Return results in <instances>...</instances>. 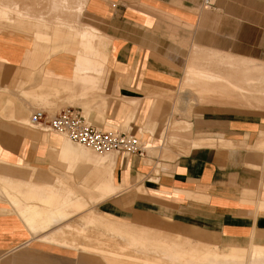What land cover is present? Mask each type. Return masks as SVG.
Returning <instances> with one entry per match:
<instances>
[{
	"label": "crops",
	"instance_id": "crops-1",
	"mask_svg": "<svg viewBox=\"0 0 264 264\" xmlns=\"http://www.w3.org/2000/svg\"><path fill=\"white\" fill-rule=\"evenodd\" d=\"M46 1L40 3H53L59 16L67 15L71 0ZM90 2L84 1L78 17L73 9V20L96 31L87 50L105 57L100 64L77 63L78 55L87 56L81 33L51 22L0 20V190L10 191L7 196L1 190L0 200L14 212L0 207V264H109L103 255L81 248L89 232L93 248L100 247L95 238L101 229L84 223L89 215L160 231L165 240L171 233L225 254L247 252L250 264H264L258 255L264 251V0H95L86 23L82 18ZM44 7L41 12L52 10ZM54 11L46 12L50 21ZM200 49L238 59L252 77L228 79L222 86L209 81L206 88L186 80L190 65H199ZM235 64L221 71L231 74ZM248 83L256 88L249 97L242 94ZM26 96L49 109L79 104L101 130L129 123L148 144L143 147L148 158L116 153L93 162L89 151L63 136L28 126L38 109L28 116L35 102ZM176 113L183 118L170 115ZM167 138L177 143L165 145ZM153 157L166 163L160 174ZM25 165L35 174L8 169ZM28 180L62 184L76 195H20ZM88 194L94 212L76 225ZM69 231L84 235L73 247L64 245Z\"/></svg>",
	"mask_w": 264,
	"mask_h": 264
},
{
	"label": "bare ground",
	"instance_id": "bare-ground-1",
	"mask_svg": "<svg viewBox=\"0 0 264 264\" xmlns=\"http://www.w3.org/2000/svg\"><path fill=\"white\" fill-rule=\"evenodd\" d=\"M0 1H4V0H0ZM7 1H8V4H7ZM25 1L26 0H24V1L22 0V3H21V1H19V0H6L5 6H4V2H3V5L0 3V20L6 21L7 23H10L8 21L13 22L14 20L29 21V22L33 21V22L46 23V24L51 22L50 21L51 18L48 22V17L50 14H47V13H50V11L51 12L54 11L52 8L53 7L52 5H54L53 3H51L52 5H50L49 2H48L49 4L44 3L46 5H44V4L42 5L40 3V5L43 7V8H40L41 6L38 5L40 0H38V1L36 0L38 2L37 5L39 7L36 6L35 0L34 1L32 0L29 3L27 2V4ZM27 1H29V0H27ZM48 1H50V0H48ZM51 1H53V2L58 1V2H61L60 3L61 5H64V4H68L66 2L69 0H51ZM84 1L83 0H71V1H69L70 5H66V7H68L67 8V10H68L67 15H64L66 13H62V15L68 16V17L64 18L62 15L59 16L58 14L61 12L57 13L54 11V13L57 14V16L55 14H53V15L56 17H54L52 15L54 18V19L53 18L52 19L54 21L52 20L51 23H53L55 25V27L57 26V28L59 27V28H62L63 30L67 29V31L70 30L72 32L76 31L78 33H81L80 36L82 39V44L85 45L83 47V52L87 53V56H86V59H84L85 58L84 55H82V56L78 55V57H77V63L78 64L81 63L83 65L85 61L87 62V64H90V65L95 64L97 61L100 64V63H102L101 59L104 58L103 60H105V57L101 58L99 56L97 57L96 55L93 56L91 53L92 51L87 50V45H88V47H90V44L95 41L96 31L93 28L88 27L87 25H82L83 28H81L80 27L81 24L79 22H75V20H73L74 17L76 18V16L77 17L80 16L79 12L83 9ZM19 2L21 4H23V2H24V6L21 5L22 8L20 5L18 6ZM45 2H47V1H45ZM71 3L73 5L77 3L75 5L77 7H74V6L72 7ZM6 4H7V6H6ZM34 5L36 6V8L38 7V10L44 9L45 8L44 6H47V5H48V7L50 6L49 8H52V10L51 9H50V11H49V9H45L44 11L42 10V12H45V13L47 12L45 15H42L41 14L42 12L40 10L41 13L37 12L38 15H36L34 13V11L36 10V8H33ZM55 6H57V5H54V7ZM69 6H71L72 8ZM57 8H60V5ZM73 9L74 10L77 9L76 11L78 12L79 15L75 14L76 15L75 16ZM55 10H57V9H55ZM57 11H61V10L58 9ZM62 12H64V10ZM46 15H48V16H46ZM77 21H78V19H77ZM47 25H50V24H47ZM84 26H86V27H84ZM37 39L42 40V41H47L46 38L41 37V36H37ZM34 41H35V39H34ZM79 42H80V40H79ZM198 52L200 54L199 55V58H200L199 59L200 60L199 65L198 64L196 66H193L192 64L190 65L189 70L186 73V80H188V81H195V82L199 81V82H201V85H204L206 88L209 81L212 83V85L215 84V86L216 85L222 86L224 81H226L228 79L229 80L230 79H235V80L237 79L238 80L239 78L242 77V79L244 81H246L245 79H247V76H249L250 78L252 77L251 76L252 73L251 72L249 73V70H248V72L242 71V68L239 66L241 61L239 63V61H237L238 59H236V61L234 62V59L230 56H227V57L218 56V54L215 55L212 51L205 50V49L204 50L200 49ZM89 54H91V55H89ZM214 57L216 58L215 65L213 64L214 62L212 61ZM106 59H107V57H106ZM245 61H247V60H244V62ZM196 62H198V60ZM211 62H213V63H211ZM249 62L252 63L251 61H249ZM104 63L105 62L103 61V65H105ZM234 63H237V64H235L236 65L235 71L232 70L233 72L231 74L227 73V75H224L225 71L222 70L224 68V66H225V68L227 67V69H228V68H231L230 64L232 65ZM246 63L248 64V62H246ZM249 64H248V66L250 67L251 64L250 65ZM211 65L212 66L214 65L213 69L209 70V67H211ZM243 65H246V64L242 63V67H243ZM214 67H215L216 73H213V71H215ZM246 67H247V65H246ZM246 67H244V68L246 69ZM252 67L254 68V65ZM89 68L90 67L88 66V70H89ZM244 68H243V70H245ZM221 70L224 72H222ZM241 71L243 73H241ZM76 74L81 75V74H85V73L77 72ZM89 76H90V74H89ZM226 76H227V78H226ZM256 76H258V75H256ZM238 81H240V80H238ZM234 82L232 83L233 86H234ZM251 83L253 84V82H251ZM90 85H92V83ZM248 85L250 86L249 83H248ZM249 86L247 87L248 89H243V90H247V91L246 92L243 91V93H242L244 95L246 94L248 97L251 95H254L255 94L254 90L256 89V88L254 89V86H253V88H251L252 86H250V87ZM90 87H89V90H90ZM233 88L234 87H232V90H233ZM238 93L240 94V91H238ZM260 94H262V93L260 92ZM84 120L86 121L85 118H84ZM59 135H61V134H59ZM64 136H66V135H64ZM141 144H142V142H141ZM80 147H83V146H80ZM83 148H85V147H83ZM78 149L81 150V148H78ZM85 149H87V148H85ZM142 149L144 151L143 147H142ZM76 150H77V148H76ZM82 151L84 152V150H82ZM144 156H145V151H144V154L142 157H144ZM89 157H90V154H89ZM32 180H34V179L32 178ZM30 182H32V181L30 180L28 184L26 183L24 185V188L21 187V189H18L20 191V193H19L20 195H27V196H29V195H52L55 193V191L58 193V195H74L75 194V193L74 194L66 193V190H65L66 188L62 184H58V185L53 184L52 185V184H49V182H47V181H44V182L41 181L39 183H30ZM0 185H2V184H0ZM16 185H18V184H16ZM8 188L9 187H7V190H8ZM18 188H20V187H18ZM4 189H5V187H4ZM4 189L2 186L1 190H4ZM4 191L6 192V190H4ZM3 192H2V194H3ZM8 193L6 192L7 196H8ZM3 195H5V194H3ZM14 195L15 194H13V196ZM17 195H18V193H17ZM31 200L34 202V199H31ZM31 200H30V202H31ZM15 201H18V200H14V204H15ZM30 202H29V204H30ZM21 203H20V205H22ZM17 204L15 205V207H17ZM18 206H19V204H18ZM31 207H32V205H31ZM27 208H30L29 205ZM27 208H25V209L23 208L24 211ZM37 208H39V207H37ZM30 209H32L34 211L35 208L32 207ZM36 211H37V209H36ZM26 212H25V214H26ZM30 213H32V212H29V214ZM37 213H39V212H37ZM22 215H23V212H22ZM30 215H26V216H30ZM33 216H35V215L33 214ZM21 217H23V216H21ZM31 217H32V215H31ZM37 217H39V216H37ZM37 217H36V219H38ZM30 218H29V221H30ZM58 219H60V218H58ZM31 220L34 222L35 218L33 219V217H32ZM36 222H39V220ZM28 223L30 224L31 222H27V225H28ZM84 223H85V225L86 224L90 225L93 223L96 227L101 229L102 234L99 233L98 235H100V236H98V238H95V240L100 241V244H99L100 247L93 248L92 245H94V244H92L91 242L94 241V239H92L93 236L90 235L91 233L87 234L88 236H84V235H81L80 233L77 234V232L74 233L72 231H69L70 233L68 236L65 235L66 233L64 234V236L67 237L68 242H66L62 237L63 241H65L66 243L61 241L60 238H58V239H60L59 240L60 243H65L64 245H66V246L68 245V247H73L75 244H78L77 239H80L79 237L82 238V236H84L83 237L84 240L83 239H81V240H83V242H86V238H87L89 241H87L85 243V245H83L81 248L85 251H91L93 253L103 255L104 257L107 258L109 264H231V263H229L230 261H234V260L239 261V260L243 259V256L239 255L238 253L225 254V253H222L219 250V248H217V247H209L208 245H205L202 243H194L191 240H189L185 237L176 235V234L167 233V238H166L167 240H165L164 237H166V236L161 234L160 231L155 232V231L150 230L148 228H139V227L138 228H136V227L131 228L129 226H132V225H129V226L125 225L124 226V225L119 224L116 221H110L109 219H107L106 217H103V216H98V218L97 217L95 218L94 216L89 215L86 218V220L84 221ZM122 224H124V223H122ZM32 226H29V227H32ZM35 228H36V226H35ZM39 228H41V227H39ZM133 228L134 229L136 228V230H133ZM61 235L63 236V233ZM161 235H163V236L161 237ZM49 237L50 236H48L47 238H49ZM66 237H64V238L66 239ZM47 238L45 240H47ZM51 238H53V237H51ZM52 240H54V238ZM123 241H126L125 242L126 247H119V245L123 244ZM160 254L162 255V258H160V256H161ZM254 255H256V254H254ZM258 255L260 257H264V251L262 253H258ZM126 259H128V260H126ZM235 264H239V263H235Z\"/></svg>",
	"mask_w": 264,
	"mask_h": 264
},
{
	"label": "built area",
	"instance_id": "built-area-1",
	"mask_svg": "<svg viewBox=\"0 0 264 264\" xmlns=\"http://www.w3.org/2000/svg\"><path fill=\"white\" fill-rule=\"evenodd\" d=\"M29 124L46 132L66 135L71 142L99 154L114 152L127 157L144 154L140 138L124 132L100 130L87 123L75 108L63 109L50 117L38 109L31 114Z\"/></svg>",
	"mask_w": 264,
	"mask_h": 264
},
{
	"label": "rangeland",
	"instance_id": "rangeland-1",
	"mask_svg": "<svg viewBox=\"0 0 264 264\" xmlns=\"http://www.w3.org/2000/svg\"><path fill=\"white\" fill-rule=\"evenodd\" d=\"M6 0H4V1H0V3L3 5V2H4V6H5V2ZM19 1H21V3H22V0H19ZM24 1V0H23ZM32 0H29V1H25L26 2V4H27V2L29 3V2H31ZM34 1V0H33ZM38 1V0H37ZM36 0H35V3H36V6H38L39 4H38V2H37ZM45 2L46 0H40L39 1V3L40 2ZM94 1L95 0H91V2H90V5L88 6V8H87V10L85 11V17H83L82 18V21L83 22H86V23H90L89 22V20L87 19L88 17H89V15L87 14L89 11H93L94 10ZM20 2L18 3V6L20 5H22V6H24V2H23V4H21ZM7 4H8V1H7ZM7 4H6V6H7ZM38 4V5H37ZM11 6V5H10ZM22 6H21V8H22ZM36 6L34 5V7L33 8H36ZM39 7V6H38ZM38 7L36 8V12L34 11V13L37 15L38 13H39V10H38ZM42 7V6H41ZM38 10V11H37ZM38 12V13H37ZM36 20V19H35ZM48 22H49V19H48ZM52 22V21H51ZM50 23V22H49ZM112 63V62H111ZM110 66H111V64L109 65V68H110ZM102 92V89L100 90V92L99 93H101ZM201 92H202V89H201ZM98 93V94H99ZM97 94V95H98ZM26 99H28V100H32L33 102H35V103H33L32 104V106L29 108V111H28V116H30V114L34 111V110H36V109H40V110H45L46 112H48L49 114H51V115H53V113L54 112H56L57 110H59L60 108H62V107H73V108H76V109H79L80 110V112H81V114H82V116L86 119V121L89 123V121H88V117L87 116H85L86 114L85 113H83V110H82V108H81V106L78 104V105H72V104H68V103H63V104H57L55 107H53V109L51 108V109H49V108H44L43 106H41V105H39V103L37 102V101H34L33 99H31V98H28L27 96L25 97ZM67 107V108H68ZM81 108V109H80ZM66 109V108H65ZM82 110V111H81ZM199 110V109H198ZM198 110H194L193 112H198ZM112 111V110H111ZM121 115V114H120ZM119 115V117H118V119L119 118H121V116ZM171 116H173V118H178V119H182L183 118V116H182V114H180V113H176V114H170ZM163 121H165V124L167 123V120H163ZM26 123L28 124V126H30V124H29V119H27V121H26ZM90 124H92V125H94V126H96V127H99L100 128V126L99 125H97L95 122H90ZM128 125H129V123L126 125V127L125 128H123V129H108V130H103V131H116V132H124V133H128V134H131V135H134V136H136V137H139V136H137L138 134H136L137 133V130L134 128V129H132V130H130L129 129V127H128ZM30 127H32V126H30ZM35 128V127H34ZM103 127H101L100 129H102ZM176 128V127H175ZM50 133H58V132H54V131H49ZM58 134H61V133H58ZM63 137H64V139H66L67 141H69L71 144H73V146H76V147H78V148H81V150H88L89 152H90V158L92 159V161L93 162H98V161H101L102 159H106V158H109L110 156H111V154H116V153H114V152H110V153H104V154H99V153H95L94 151H92V150H89V149H85V148H83V147H80L79 145H77V144H75V143H73V142H71L66 136H64L63 134H61ZM153 139H155L156 137L154 136V137H152ZM140 139H141V142H142V147H147L148 146V144H143V140H145L144 139V137L142 138V137H140ZM177 143V141L176 140H174V139H171V138H167L166 139V142H165V145H167V144H171V143ZM174 145V144H173ZM224 148H226V147H224ZM229 148H233V147H229ZM106 154V156L105 157H103V158H101V157H99V155L101 156V155H105ZM142 158V157H141ZM143 158H148V157H143ZM152 161H153V163L155 164V165H157L158 167H159V172H158V174H160L161 173V168H163V167H166V163L164 162V161H160V160H158L157 158H155V157H153V158H150ZM8 169L9 170H13V171H16V172H20V173H23V174H26V175H29L30 173L32 174H35V170L34 169H32V168H29V167H27L26 165L24 166V167H22V168H19L18 169V171H17V169H15V168H11V167H8ZM62 174L61 173H59L58 174V172L56 173L55 172V177H59V176H61ZM66 176H63V178H65ZM90 177V176H89ZM66 178H69L68 176L66 177ZM23 187V186H22ZM24 188V187H23ZM66 188V187H65ZM66 190V193H70V194H74L75 192H73V191H70L69 189H65ZM55 195H58V193L55 191V193H54ZM54 194H52V195H54ZM74 195H76V193L74 194ZM90 194H88V195H83V199H84V201L85 202H87V207L85 208V209H83V210H81V212L78 214V217H76L77 219H75V222H76V225H79V224H81V218H83L84 216H87V215H89L90 213H93L94 212V209H93V206H94V203H93V201L90 199ZM0 207H3L5 210H7L6 212L7 213H14L13 212V210L10 208V206L7 204V202L6 201H4V200H0ZM0 212H3V211H0ZM111 221V220H110ZM165 222H167L166 220H165ZM168 223V225H167V228H169L170 230H173V231H177V230H175L172 226H170L171 225V223L170 222H167ZM93 224V223H92ZM96 228V226L93 224V226L92 227H89L90 229H92V228ZM98 228V227H97ZM89 234H90V232H89ZM92 234V233H91ZM89 241V240H88ZM95 243H97V242H95ZM241 256H244V262H243V264H250L249 263V260H248V253L246 252V253H243V254H240ZM126 260H128V259H126ZM131 260V259H130Z\"/></svg>",
	"mask_w": 264,
	"mask_h": 264
}]
</instances>
